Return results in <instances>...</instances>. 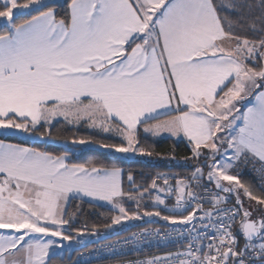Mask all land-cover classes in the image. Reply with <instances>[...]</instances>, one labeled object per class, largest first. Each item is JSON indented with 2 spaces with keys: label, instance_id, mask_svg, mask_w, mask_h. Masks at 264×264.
Returning a JSON list of instances; mask_svg holds the SVG:
<instances>
[{
  "label": "snow or ice",
  "instance_id": "1",
  "mask_svg": "<svg viewBox=\"0 0 264 264\" xmlns=\"http://www.w3.org/2000/svg\"><path fill=\"white\" fill-rule=\"evenodd\" d=\"M0 18V135L83 127L103 135L71 144L152 156L142 129L182 136L193 162L148 186L129 174L126 191L115 165L0 141V264H52L70 231L85 235L68 211L85 197L111 206L106 229L145 217L184 226L132 233L134 246L184 245L136 264H264V0H68L64 15L4 0ZM249 168L259 186L243 179Z\"/></svg>",
  "mask_w": 264,
  "mask_h": 264
},
{
  "label": "trees",
  "instance_id": "2",
  "mask_svg": "<svg viewBox=\"0 0 264 264\" xmlns=\"http://www.w3.org/2000/svg\"><path fill=\"white\" fill-rule=\"evenodd\" d=\"M21 2H24V0H21ZM48 3L55 6L56 11L59 15H64L67 11L68 0H53L48 1ZM0 7H3L2 3H0ZM36 14V12L30 13V15ZM30 15L18 14L15 19L17 22H20L24 19H29ZM3 27V25L0 27V31L3 30ZM52 133L53 136L62 138H46L41 140L39 138L21 137L15 134H11L0 135V140L37 148L39 150L47 151L53 155H62L67 153V162L71 164H80L87 166L90 163L95 162L97 164H102L109 167L115 165L122 169L123 187L126 191L130 190L128 181L129 174H132L134 176L137 185L148 186L151 184L152 178L155 177L158 172H178L180 174L189 175L191 169L193 168V162L191 160L185 161L184 159L185 157L190 156L191 152L187 146V143L183 140L151 136H148L145 139L144 133L141 131V146H144L151 150L153 152V155L145 156V158L124 159L115 153H110L96 146L73 145L70 143L73 134L85 137L95 136L96 138H99L103 135L92 132L87 128L82 127L78 130H74L69 129L67 126L58 124L52 129ZM243 179L245 181L255 180L256 185L259 186L258 180L255 175H253L250 168L244 170ZM68 211L69 213H75V229L90 233L93 227H96L99 235L106 230V228H104V225L110 223L111 216L115 214L113 211H111V208L90 202L85 199L71 200L68 204ZM152 221L153 222H149V220L144 219L136 220L131 223H127L121 226L119 230L111 231L110 234H106L102 238L98 239H94V237L99 235H92V237L88 239L83 246L78 247L74 250V252L80 248L91 245L95 240L110 239L128 233L137 227H143L147 225H169V223L162 222L158 219H152ZM74 252L72 253V255L74 254Z\"/></svg>",
  "mask_w": 264,
  "mask_h": 264
},
{
  "label": "built area",
  "instance_id": "3",
  "mask_svg": "<svg viewBox=\"0 0 264 264\" xmlns=\"http://www.w3.org/2000/svg\"><path fill=\"white\" fill-rule=\"evenodd\" d=\"M253 175L255 174L253 173ZM183 227V225L172 224L137 227L128 233L110 239L95 240L91 245L76 250L73 255L58 264H136L138 261H146L154 257H163L169 252L175 253L181 250L184 245L172 241H158L157 239H153L150 242L134 246L127 243L126 240L131 237L132 233H140L144 229L150 231L159 229L163 235L166 231L182 229ZM110 245H116L114 250L108 247Z\"/></svg>",
  "mask_w": 264,
  "mask_h": 264
},
{
  "label": "rangeland",
  "instance_id": "4",
  "mask_svg": "<svg viewBox=\"0 0 264 264\" xmlns=\"http://www.w3.org/2000/svg\"><path fill=\"white\" fill-rule=\"evenodd\" d=\"M14 11H18V10H14ZM24 11H26V10H24ZM0 19H3V18H0ZM1 26H2V24H0V27ZM243 103L246 105L248 103V101H244ZM0 131H2V130H0ZM15 135H18V136H21V137H28V136H25L24 134H15ZM29 138H32V137H29ZM117 155L120 156V157H122V158H124V159L145 158V156H141L139 154H133V153H129V154H117ZM160 174H162V175H168V176H181V177L186 176V174H180L178 172H165V171L164 172H158L156 174V176L157 175H160ZM171 182L172 183H175L174 180L171 181ZM206 182L207 181L205 180V183ZM159 183L162 184L163 182L162 181H159ZM209 187L211 189H214V185H211ZM83 199L90 201L89 198H87V197H85ZM174 202L175 201L173 199L172 203L174 204ZM93 203H96V204H99V205H103V206H107V207L111 208V206L108 205L106 202L94 201ZM145 203H148L149 206H151V201H145ZM248 203L249 202L247 201V199H245V205L246 206H248ZM128 204L131 207V209L134 211L135 210V204L133 202H128ZM149 219L150 218H148V217H145L144 218V220H149ZM152 219L153 220H155V219L156 220L157 219L160 220L158 217H153V218H151V220ZM133 221H136V220L122 221V223L119 224V225H112L110 228H107L104 232L100 233L99 236H95L94 239L102 238L106 234L107 235L110 234L111 231L119 230L121 228V226H123V225H125L127 223H131ZM161 221L162 222H166V221H163V220H161ZM69 234L72 235L74 237V239L72 241H63L62 242L63 247L62 248H59L60 249V252H62V253H59L60 256H62L66 250L68 251L66 258H68L74 252L75 249H77L80 246H83L86 243V241L92 237V235L89 232H86V231H85V235H83V236H78L77 235V232H75V231H70Z\"/></svg>",
  "mask_w": 264,
  "mask_h": 264
},
{
  "label": "crops",
  "instance_id": "5",
  "mask_svg": "<svg viewBox=\"0 0 264 264\" xmlns=\"http://www.w3.org/2000/svg\"><path fill=\"white\" fill-rule=\"evenodd\" d=\"M48 1H53V0H47V2ZM0 3H4V0H0ZM246 106H250L248 103L246 104ZM141 131H142V129H141ZM143 132V131H142ZM159 138H171V139H175V140H183V141H185L186 143H187V140L185 139V138H183L182 136L181 137H179V138H176V137H171L170 136V134H168V133H162L160 136H158ZM0 141H3V140H0ZM3 142H5V143H11V142H6V141H3ZM21 146H25V145H21ZM25 147H29V146H25ZM43 239H45V240H47V239H52V240H54V241H58V238H55V237H44ZM53 253H54V255L52 256V264H58L59 262H61V260L62 259H66V257H67V253H68V251L66 250L65 252H64V254L62 255V256H60V254L59 253H62V252H60V249L59 248H55V249H53V250H51ZM72 255V254H71ZM70 255V256H71ZM69 256V257H70Z\"/></svg>",
  "mask_w": 264,
  "mask_h": 264
}]
</instances>
